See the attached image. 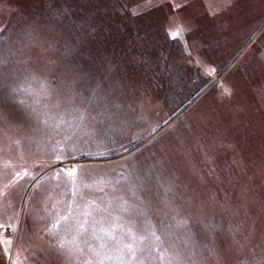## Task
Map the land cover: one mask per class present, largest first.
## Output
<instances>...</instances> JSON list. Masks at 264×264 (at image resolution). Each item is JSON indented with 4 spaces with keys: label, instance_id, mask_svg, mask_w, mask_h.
Instances as JSON below:
<instances>
[{
    "label": "rangeland",
    "instance_id": "374dc122",
    "mask_svg": "<svg viewBox=\"0 0 264 264\" xmlns=\"http://www.w3.org/2000/svg\"><path fill=\"white\" fill-rule=\"evenodd\" d=\"M41 81L58 90L48 114L66 121L86 109L94 137L64 143L63 125L49 129L5 101L11 87ZM97 86L103 99L90 103ZM19 96L33 102L29 91ZM30 140L40 143L28 152ZM58 141L59 161L42 151ZM73 167L78 177H103L97 191L57 187L55 171ZM157 176L174 186L169 199L195 246L168 227ZM42 183L50 200L34 195ZM128 183L150 189L141 196L151 224L137 234L151 228L165 240L134 243L145 264H161L160 254L164 264H264V0H0V264H83L87 248L69 255L57 241L71 240L67 227L85 220V205L129 199ZM45 205L68 216L57 235L42 219ZM145 244L156 250L141 252Z\"/></svg>",
    "mask_w": 264,
    "mask_h": 264
},
{
    "label": "snow or ice",
    "instance_id": "6c2138e0",
    "mask_svg": "<svg viewBox=\"0 0 264 264\" xmlns=\"http://www.w3.org/2000/svg\"><path fill=\"white\" fill-rule=\"evenodd\" d=\"M175 7H179V5ZM171 35L175 38L180 35V32L176 31L171 33ZM32 80L35 82L36 78L33 77ZM21 91H29V94L33 96V102L26 103L24 99L20 98L19 93ZM57 91L58 90L53 88L48 82L41 81L38 84V88L31 86L29 89L11 87L8 93L5 94L4 99L6 102L10 101L11 103L18 105L22 111L26 112L38 124L44 125L49 129H55L63 125L68 132V136L64 143H67L68 140H72L74 137L81 135L83 137H94L96 135L95 130L89 129L85 123L89 119V114L86 109L79 107L73 109L74 115L70 114L69 119L66 121L63 119V113L57 112L48 114L46 111L50 108L48 101L51 99L52 93H56ZM98 92L99 86H97L96 89L91 90V97L89 99L90 103H96L103 99ZM69 95L75 99L78 94L69 91ZM52 107L58 108L59 101H57L55 105H52ZM113 107L118 108V105H113ZM92 119H95V117H92ZM39 143V141L30 140L27 151L31 152V145ZM62 147V142L58 141L55 144L45 145L42 151L54 156V158L59 161L64 155ZM67 147L72 155H74V152L71 150L78 149V145L75 143L68 144ZM21 151L23 152V150ZM154 170L155 166H152V169L146 173L149 179H151V171ZM29 175L30 173L27 172V170H24L23 175H21L20 171H16L14 173V177L16 178L14 183L19 184V180L24 179V177ZM121 178L127 179L125 177ZM51 179H55L57 181V187H61L65 191H75L81 195L84 194L80 191L81 189H87L89 193L97 191V189L93 188V185L97 184L100 180H104L103 177H78V169L75 167L71 170H66L64 168L56 170ZM156 179L159 189L163 192L161 203L168 207L172 212V215L168 217L170 221L168 227L175 228L182 233V236H178L176 239L187 237L189 240H192L194 234L188 226V218L181 217L178 209L172 207V201L169 199V193L174 194V186L171 182L167 185L161 183L158 176ZM45 189L46 184L42 183L40 186H37L34 195L41 196L44 194L46 199L50 200L51 197L46 195ZM99 190L102 191V189ZM125 191L129 197L127 200L123 198H120L119 200L102 199L99 203L93 202L85 205L82 213L85 216V220L79 224L69 225L67 227V232L71 234V240L66 241V238L59 239L57 241L58 247L64 249L67 243L69 246V255L72 254L73 250L83 254L85 248H87L90 256L83 261V264H106V262H112V264H126V255L128 261H138V264H145L144 258L137 257V250L134 247V243L137 241L143 242L151 238L153 241L159 242V244H164L165 240L162 239L161 236L157 235L155 231H152L151 228L141 234H137L138 227L151 224L149 209L142 206L143 198L141 196L142 191H150V189H144L142 185L137 186L134 183H128ZM3 195L5 194L3 193L2 188H0V196ZM52 206L55 207V205ZM44 211L45 216L42 217V219L51 225L49 233L51 235H57L55 230L61 227L62 221L65 224L67 223L68 216L54 215L53 213L48 212L47 205H45ZM94 213H100V215L97 216L94 215ZM89 217L92 219L91 225L88 224ZM201 226L206 231L210 230L215 232L220 230L219 225L211 222L206 223L201 221ZM0 229H3V225H0ZM89 229H91V231ZM126 237L128 242H125ZM167 239L172 240L173 235L168 234ZM92 241H95L96 243L93 244ZM4 243V239L0 238V247H3ZM7 243L11 244V241L9 240ZM192 244L195 246L194 240H192ZM73 245L75 246L74 249L71 247ZM81 245H83V247ZM185 246H188L187 243H185ZM156 247L157 245L155 244L151 246L145 244V247L140 249V251H146L148 254H151L156 250ZM5 254L7 255V249H5ZM158 258L160 259L161 264H164L165 256L160 254ZM173 260H175L176 264H184L179 257L169 259L168 264H173Z\"/></svg>",
    "mask_w": 264,
    "mask_h": 264
}]
</instances>
